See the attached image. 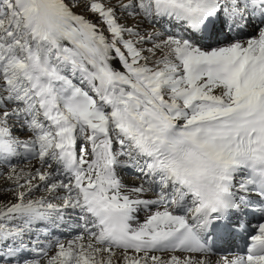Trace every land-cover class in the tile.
Returning a JSON list of instances; mask_svg holds the SVG:
<instances>
[{"label": "snow or ice", "instance_id": "1", "mask_svg": "<svg viewBox=\"0 0 264 264\" xmlns=\"http://www.w3.org/2000/svg\"><path fill=\"white\" fill-rule=\"evenodd\" d=\"M0 264H264V0H0Z\"/></svg>", "mask_w": 264, "mask_h": 264}]
</instances>
